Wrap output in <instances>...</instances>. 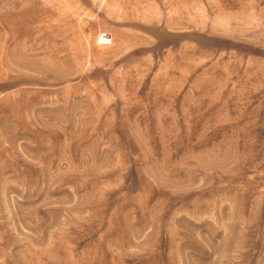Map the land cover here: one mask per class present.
Here are the masks:
<instances>
[{"label": "rangeland", "instance_id": "rangeland-1", "mask_svg": "<svg viewBox=\"0 0 264 264\" xmlns=\"http://www.w3.org/2000/svg\"><path fill=\"white\" fill-rule=\"evenodd\" d=\"M0 264H264V0H0Z\"/></svg>", "mask_w": 264, "mask_h": 264}]
</instances>
